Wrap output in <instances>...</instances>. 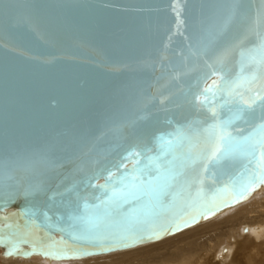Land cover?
<instances>
[{
  "label": "water",
  "instance_id": "obj_1",
  "mask_svg": "<svg viewBox=\"0 0 264 264\" xmlns=\"http://www.w3.org/2000/svg\"><path fill=\"white\" fill-rule=\"evenodd\" d=\"M227 7L225 0H0V238L26 241L19 252L43 256L96 251L70 239L69 216L77 213L67 205L95 203L91 184H103L130 151L155 149L160 133L188 130L190 122L202 127L194 122L207 113L196 97L219 82L212 74L222 71L219 53L254 21L264 31V0H242L224 35L204 50L198 39ZM237 70L236 57L228 58L223 71L231 77ZM245 87L251 91L243 99H255L264 78ZM202 167H189L186 179H199ZM224 168L221 178L204 174L202 197L195 183L177 189L174 203L165 197L145 227L162 238L264 189L244 199L231 187L216 194L243 164ZM36 183L43 190L33 193Z\"/></svg>",
  "mask_w": 264,
  "mask_h": 264
},
{
  "label": "snow or ice",
  "instance_id": "obj_2",
  "mask_svg": "<svg viewBox=\"0 0 264 264\" xmlns=\"http://www.w3.org/2000/svg\"><path fill=\"white\" fill-rule=\"evenodd\" d=\"M225 2L228 7L222 21L197 41L204 50L215 46L224 35L242 0ZM232 56L236 57L238 70L230 77L223 69ZM217 64L222 71L212 74L219 75V82L214 81L203 89L202 100L196 97L199 107L207 113L206 120L194 122L202 127H193L190 122L187 125L190 132L177 127L174 131L160 133L155 138V149L145 146L130 151L116 166V171L107 173L103 184H91L99 192L94 197L95 203L84 200L75 208L70 203L67 205L71 212L77 213L69 216L73 221L69 226L70 239L85 242L96 251L81 249L72 254H42L53 259L77 258L158 240L166 233L145 226L157 215L155 210L164 207V198L170 196L174 203L180 191H190L193 183L199 185L195 196L202 197L204 174L213 179L227 175L224 168L227 162H241L243 171L231 177L216 194L227 193L231 187L234 197L244 199L264 184V94L256 93V98L250 101L243 99L244 91H251L245 86L264 78V31L259 30L258 21L222 49ZM123 161H130L132 167L128 168ZM197 163L203 165L200 178L186 179L187 169ZM42 190V183L32 186L33 193ZM25 214L35 216L36 213L29 209ZM44 216L49 218L47 212ZM180 227L177 225L174 230ZM25 242L11 244L0 238V245L9 256L33 254L18 251L19 244Z\"/></svg>",
  "mask_w": 264,
  "mask_h": 264
},
{
  "label": "bare ground",
  "instance_id": "obj_3",
  "mask_svg": "<svg viewBox=\"0 0 264 264\" xmlns=\"http://www.w3.org/2000/svg\"><path fill=\"white\" fill-rule=\"evenodd\" d=\"M38 257L15 264H264V189L158 240L85 257Z\"/></svg>",
  "mask_w": 264,
  "mask_h": 264
},
{
  "label": "rangeland",
  "instance_id": "obj_4",
  "mask_svg": "<svg viewBox=\"0 0 264 264\" xmlns=\"http://www.w3.org/2000/svg\"><path fill=\"white\" fill-rule=\"evenodd\" d=\"M144 243H146V242H144ZM0 249H1L0 250V264H15L21 260H35V259L39 258L38 256H40L43 260L48 258V256H43V255L37 254V253H33L32 255H29V256H22L19 254H17V255L13 254V255L9 256V255H6V253H4L3 247L1 245H0ZM52 261H55V260H52Z\"/></svg>",
  "mask_w": 264,
  "mask_h": 264
}]
</instances>
